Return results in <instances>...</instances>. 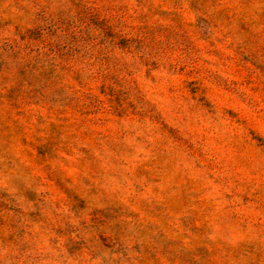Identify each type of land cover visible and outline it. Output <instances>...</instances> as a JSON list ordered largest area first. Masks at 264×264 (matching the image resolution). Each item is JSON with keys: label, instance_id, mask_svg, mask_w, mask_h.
I'll list each match as a JSON object with an SVG mask.
<instances>
[{"label": "rangeland", "instance_id": "obj_1", "mask_svg": "<svg viewBox=\"0 0 264 264\" xmlns=\"http://www.w3.org/2000/svg\"><path fill=\"white\" fill-rule=\"evenodd\" d=\"M0 264H264V0H0Z\"/></svg>", "mask_w": 264, "mask_h": 264}]
</instances>
